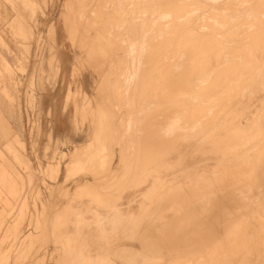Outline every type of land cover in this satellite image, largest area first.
Returning <instances> with one entry per match:
<instances>
[{"label": "rangeland", "instance_id": "1", "mask_svg": "<svg viewBox=\"0 0 264 264\" xmlns=\"http://www.w3.org/2000/svg\"><path fill=\"white\" fill-rule=\"evenodd\" d=\"M143 10L141 0H0V264H145L133 259L132 253L143 249L130 247L140 241V231L122 230L142 228L151 219L148 207L140 206L139 190L131 189L144 167L140 169V158L133 157L141 144L130 140L138 127L145 130L144 123L155 132L150 108L155 106L160 72L154 54L159 39L148 37ZM84 24L94 26L85 39L93 38L96 30L100 34L95 58L86 53L87 40L77 31ZM62 51L68 56L64 64L58 58ZM84 60L88 63H81L80 69ZM62 66L73 93L68 105L75 112V140L54 139L42 128L40 92L54 85ZM82 93L89 96L90 109L84 105L79 111ZM125 111H131L127 118ZM122 135L128 141L125 145ZM90 138L95 146L107 143L99 157L104 165L86 167L100 175L97 185L108 187L94 198L86 189L89 185L80 184L91 182L93 174L84 170L86 174L77 172L65 180L62 167L56 179L45 170L61 151L68 153ZM18 139L24 146L16 144ZM8 142L16 144L18 156L8 150ZM260 177L252 184L220 188L219 192L226 190L225 198L219 195L214 203L194 205L199 208L198 219L171 220L182 225L186 240L193 231L185 225L198 220L193 224H199V243L164 252L148 264H264V207H259L264 178ZM119 186L126 187V197ZM78 189L85 190L81 196ZM162 213L147 222L151 228L143 234L147 238L180 234L168 230L175 223Z\"/></svg>", "mask_w": 264, "mask_h": 264}, {"label": "bare ground", "instance_id": "2", "mask_svg": "<svg viewBox=\"0 0 264 264\" xmlns=\"http://www.w3.org/2000/svg\"><path fill=\"white\" fill-rule=\"evenodd\" d=\"M141 1L148 37L159 39L154 54L156 70L160 72L156 83L157 96L153 102L155 106L150 108L154 112L155 132L151 133L148 128L150 136L144 123L145 130L138 127L137 134L133 133L130 140L141 144L140 149L134 148L133 157L140 158V169L144 167L134 178L131 189L139 190L140 206L145 204L148 207L151 219L146 220L142 228L131 226L122 230L129 233L140 231L137 244L130 246V242H125L123 245L143 249L132 252L136 254L133 259L148 264L152 259L162 258L164 252L195 247L199 243L202 235L196 229L199 224H193L198 220L185 225H191L189 231H193L187 240L181 236L182 225L171 220L198 219L199 214L195 211L199 208L194 205L214 203L219 195L225 198L223 192L226 190L219 192L220 188L252 184L259 179L260 173H264V0ZM91 27L94 26L84 24L77 28L81 39H85ZM99 36L96 30L93 38L85 39L86 53L90 51L93 58L99 47ZM81 63L88 61L79 62L80 69ZM78 66L73 68L74 71L79 69ZM72 94L69 87L64 96L65 107ZM79 100L77 110L80 111L84 105L90 109V98L86 93H82ZM130 113L125 111L124 117ZM120 115L121 111L117 113V132ZM152 122L150 119V124ZM92 140L90 138L83 146L74 145L68 153L61 151L59 159L48 162L45 170L56 179L62 167L65 180L77 172L86 174L84 170L93 174L86 167L104 165L99 157L107 143L106 146L104 143L95 146ZM121 140L123 144L127 141L123 135ZM150 142L152 145L148 147ZM16 144L24 146L20 139ZM16 144L8 142V150L13 156H18ZM130 148L127 146V150ZM90 150L92 152L87 154ZM140 150L144 153L139 154ZM99 178L100 175L93 174L89 183L81 179V185H89L86 189L92 197L108 188L97 185ZM263 178L261 176L260 180ZM130 180H133L131 176ZM10 187L15 186L10 184ZM119 187L118 190L126 197V187ZM82 191L85 190L78 189L77 195L81 196ZM262 202L259 203L260 208L264 207ZM160 212H163L162 216L169 217L170 223H175L168 230L178 231L179 235L172 232L155 235L154 239L143 235L151 230L147 222L160 217ZM115 214L113 216H117ZM214 225L210 226L214 228Z\"/></svg>", "mask_w": 264, "mask_h": 264}, {"label": "crops", "instance_id": "3", "mask_svg": "<svg viewBox=\"0 0 264 264\" xmlns=\"http://www.w3.org/2000/svg\"><path fill=\"white\" fill-rule=\"evenodd\" d=\"M68 57L63 51L58 55L60 62L65 63ZM60 71L56 82L52 87L47 86L40 92V108L42 111V128L45 132H49L55 139L75 140L77 132L74 123V114L71 106L64 108V96L68 89V73Z\"/></svg>", "mask_w": 264, "mask_h": 264}]
</instances>
